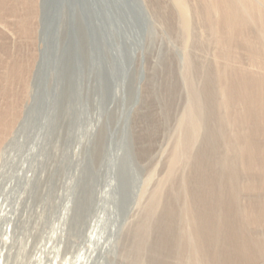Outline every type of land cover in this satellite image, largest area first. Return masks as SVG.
Returning a JSON list of instances; mask_svg holds the SVG:
<instances>
[{"label":"rangeland","instance_id":"rangeland-1","mask_svg":"<svg viewBox=\"0 0 264 264\" xmlns=\"http://www.w3.org/2000/svg\"><path fill=\"white\" fill-rule=\"evenodd\" d=\"M43 2L36 46L17 34L14 18L0 21V58L24 67L35 56L30 98L0 94V112L20 111L0 151V200L8 210L0 214V248L7 219L14 227L9 264H132L143 208L165 175L191 102L186 67L191 86L202 92L207 81L214 91L209 101L219 100L211 48L183 41L166 20L170 0ZM193 34L201 37L198 29ZM207 101L200 98L202 105ZM220 109L212 111L214 132L221 129ZM211 158L234 157L220 146ZM189 171L190 165L181 166L178 179ZM246 180L241 174L239 184ZM239 198L243 209L264 202V192L240 191ZM157 217L151 244L160 237ZM249 231L264 239V227Z\"/></svg>","mask_w":264,"mask_h":264},{"label":"bare ground","instance_id":"bare-ground-1","mask_svg":"<svg viewBox=\"0 0 264 264\" xmlns=\"http://www.w3.org/2000/svg\"><path fill=\"white\" fill-rule=\"evenodd\" d=\"M13 1L0 0V21L6 16L14 18L17 34L36 46L40 41V0ZM170 2L173 13L168 11L166 20L177 26L183 41L198 47L210 46L217 68L215 94L219 100L217 104L209 101L214 91L207 81L202 92L194 89L190 67H186L183 76L190 85L191 102L179 121L180 137L171 152L165 175L143 208L144 219L135 233L131 263L264 264V239L252 236L249 231L251 227H264V202L248 203L243 209L239 205L240 191L246 194L264 192V0ZM194 28L200 31L201 37H195ZM0 67L3 70L0 94L17 97L18 102L29 99L31 83L28 77L33 73L35 56L24 67L14 60L5 62L0 58ZM15 80L20 86L17 93ZM201 97L208 100L206 105L200 102ZM215 108L223 110L217 118L219 132L211 129ZM19 113L18 106L0 112V151ZM217 136L221 137V143L217 142ZM213 138L216 140L212 141ZM201 142L197 151L196 145ZM220 146L234 157L233 160L211 158ZM183 165H190V175L187 179H178L177 172ZM241 174L246 175L247 180L239 184ZM260 178L262 180L258 181ZM163 185L168 188L162 204ZM7 211L0 200V214ZM155 216H158L161 232L159 240L151 244L148 233ZM6 221L0 264H9L12 257L7 245L14 227ZM89 239H93V234ZM147 253L150 255L144 259ZM86 261L75 264H87ZM54 264H58L57 260Z\"/></svg>","mask_w":264,"mask_h":264}]
</instances>
